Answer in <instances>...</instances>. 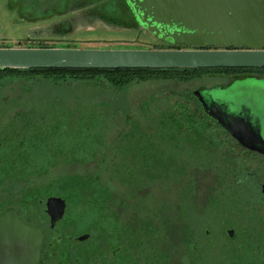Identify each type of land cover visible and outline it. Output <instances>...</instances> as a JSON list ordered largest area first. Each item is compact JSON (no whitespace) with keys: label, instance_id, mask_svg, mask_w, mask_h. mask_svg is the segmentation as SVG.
Returning a JSON list of instances; mask_svg holds the SVG:
<instances>
[{"label":"flooded vegetation","instance_id":"obj_1","mask_svg":"<svg viewBox=\"0 0 264 264\" xmlns=\"http://www.w3.org/2000/svg\"><path fill=\"white\" fill-rule=\"evenodd\" d=\"M76 9V15L95 17L90 6ZM123 15L132 16L128 10ZM131 19L139 26L135 17ZM164 28V33L174 29ZM152 35L164 41L161 35ZM19 128L16 118L0 130V196L4 195L0 211L12 207L21 219L43 231L37 264H264V155L241 146L227 131L222 133L226 146L198 148L200 157L193 158V169L200 170L203 178L211 177L212 183L208 179L200 194V182L193 176V210L178 212L183 227L174 243L172 220H165L163 211L156 214L159 221L151 223L149 149L139 147L138 140L133 139L130 147H117L106 169L111 170L110 182L126 196L118 200L115 189H110L114 202L97 205L96 218L82 221L70 213L67 197L51 193L50 180L43 184L21 178ZM156 154L167 161L163 167L180 170V148L160 147ZM53 196L65 201L63 214L56 219L47 211V199ZM132 199L144 202L136 207L130 204Z\"/></svg>","mask_w":264,"mask_h":264},{"label":"rangeland","instance_id":"obj_2","mask_svg":"<svg viewBox=\"0 0 264 264\" xmlns=\"http://www.w3.org/2000/svg\"><path fill=\"white\" fill-rule=\"evenodd\" d=\"M24 1L27 2L24 4V11L26 9L29 11L30 5L32 7L35 5L30 4V0ZM58 1L54 0L46 7L51 8ZM73 3L74 0L67 3L69 11L66 15L53 13V16L47 19L32 21L21 18L19 10L11 8L8 0H0V45L26 47L41 42L70 44L79 48L143 49L169 44L160 41L148 30L141 29L131 19L132 16L123 15L121 19L123 26L111 25L99 18L90 19L86 14L80 16L74 14L80 5L78 3L72 7ZM118 8L120 10V6ZM41 11L40 6L37 13ZM226 80L227 78L218 76H205L189 82L159 79L131 82L117 89L98 85L92 87V84L86 81L70 79L67 83L54 84L48 79L34 82L33 79L26 80L21 77L4 78L0 80V130L16 118L21 125L19 136L21 167L26 171L22 173L23 178L21 175L23 180L35 179L43 184L50 180L53 183L54 176H68L87 170L95 173L104 182L107 178V185L112 191L115 189L119 200L126 194L121 193L118 184L110 182L109 174L106 172L112 158L111 154L123 144L119 134L127 132L130 128L132 130L138 123L143 127L145 122L158 118L155 114L179 99L180 92L223 85ZM98 84L102 85L101 82ZM230 89L261 91L264 90V78L238 80ZM247 101L256 116L264 117V107L253 104V100ZM262 120L264 123V118ZM185 151L187 153L183 154V158H187L189 154L193 155V158L200 157L201 154L194 145H188ZM193 158L187 165H181L180 170L183 167L188 169L184 175L181 172L175 173L174 179L156 180L149 184L148 210L153 212L150 214L151 223L156 224L160 218L156 214L163 211L166 215L165 220H172L170 239L174 243L179 242L183 227L182 222L178 221V212L187 207L193 210V176L200 182V188L208 184V179L209 183H212L211 177L203 178L200 170L193 169ZM54 183L53 189L57 190L56 192L52 190L54 194L62 193L58 191L59 188L67 185L64 190L71 214L80 217L82 221L96 218L98 214L96 207L92 202L86 201L81 192H78L79 189L72 187L74 185L72 180ZM178 189L181 194L177 193ZM203 189H200V194H203ZM97 190L96 193L101 191ZM185 193L189 194L183 196ZM134 200L132 199L130 204L136 207L140 200L144 202L143 199L137 202ZM187 200H191V203L188 204Z\"/></svg>","mask_w":264,"mask_h":264},{"label":"water","instance_id":"obj_3","mask_svg":"<svg viewBox=\"0 0 264 264\" xmlns=\"http://www.w3.org/2000/svg\"><path fill=\"white\" fill-rule=\"evenodd\" d=\"M126 2L141 29L185 48L0 47V68L264 67V0ZM165 26L174 29L164 33ZM256 78L261 77H239L192 93L204 112L241 146L264 155V117L256 116L247 101L264 107V90L230 89L238 80ZM64 207L61 197L47 199L53 219L62 216ZM43 236L38 225L25 222L14 208L3 209L0 264H37Z\"/></svg>","mask_w":264,"mask_h":264},{"label":"trees","instance_id":"obj_4","mask_svg":"<svg viewBox=\"0 0 264 264\" xmlns=\"http://www.w3.org/2000/svg\"><path fill=\"white\" fill-rule=\"evenodd\" d=\"M54 0H30L29 11H24V0H8L9 6L15 7L19 10L21 18L28 20L47 19L53 16V13L63 14L69 7L67 3L70 0H59L56 4H53L51 8L46 7L47 4ZM42 2V4H40ZM11 4V5H10ZM78 1L74 0L72 5H77ZM57 5V6H55ZM80 7L90 6V10L94 12V15L100 19L116 24H122L121 19L123 14L128 12L134 17L133 12L128 6L126 0H82L79 3ZM42 8V11L37 13V8ZM59 6V7H58ZM120 6V10L119 7ZM57 7V8H56ZM52 9V10H50ZM28 11V12H26ZM33 11V12H31ZM52 11V12H50ZM31 14V15H27ZM123 13V14H122ZM123 26V24H122ZM161 47L154 48H185L184 45L169 43L167 46L160 45ZM0 47H5L0 45ZM26 47H76L74 45H56L38 42L37 44L28 45ZM203 48V47H197ZM206 48V47H204ZM223 77L227 78L224 84H228L232 80L244 77V76H256L264 78V67H198V68H0V80L4 78H24L26 80L33 79L37 82L41 79H48L54 84L67 83L71 81H86L91 83L92 87L107 86L114 88H121L131 82H142L147 80H167L176 79L182 82H189L202 77ZM32 81V83H34ZM101 82V84H98ZM102 87V88H103ZM179 99L173 104L169 105L163 111H158L155 115L156 119L152 118L150 121L145 122L143 127L138 123L137 126L132 127V130L127 132H121L119 139L122 141V147H130L132 140L136 139L139 142V147H145L149 149L148 163L149 168V180L155 182L156 180H170L176 178L175 173L185 174L188 169L181 168L179 171L168 170L163 167L164 163L167 162L163 155H157L156 152L160 147L166 148H180V161L182 165H187L188 162L192 161L193 155L189 154L183 158V154L186 147L194 145L196 148L202 147H223L227 144L222 137V133H226L217 123H212L205 115L199 103L193 96L192 91H183L179 93ZM70 117H73L71 114ZM69 117V118H70ZM21 125L19 128V136L21 133ZM146 130V131H145ZM18 132L16 129H12V132ZM122 134V135H121ZM137 137V138H135ZM125 154V151L122 152ZM155 153V154H154ZM162 156V158H159ZM217 157V155H214ZM171 163H173V154L170 155ZM195 157V156H194ZM157 165V167L155 166ZM182 167V166H181ZM25 168L21 169V175L23 178ZM111 170H108L110 173ZM14 176L15 171H11ZM126 173V170H124ZM29 177V176H27ZM111 177V176H110ZM126 177L125 175L123 178ZM109 178V177H108ZM54 182H60L62 180H72L75 189H79L81 195L85 197L86 201L92 202L93 206L97 205H111L114 201L111 196L110 188L107 184L101 182L95 173L85 170L81 173H73L68 176H54ZM50 183V188L55 183ZM108 183V182H105ZM55 186V185H54ZM54 186L51 188V193H55ZM67 185L59 188L57 194H62L66 197L65 188ZM191 189V186L189 187ZM72 190V188L70 187ZM99 193H96L98 190ZM55 191V192H52ZM181 194V193H180ZM189 193H185L187 195ZM186 199V198H185ZM191 200H187L190 204ZM190 207L180 209L182 211L190 210Z\"/></svg>","mask_w":264,"mask_h":264},{"label":"crops","instance_id":"obj_5","mask_svg":"<svg viewBox=\"0 0 264 264\" xmlns=\"http://www.w3.org/2000/svg\"><path fill=\"white\" fill-rule=\"evenodd\" d=\"M62 16V15H61ZM94 18H97L98 19V17L97 16H95ZM100 20V19H99Z\"/></svg>","mask_w":264,"mask_h":264}]
</instances>
